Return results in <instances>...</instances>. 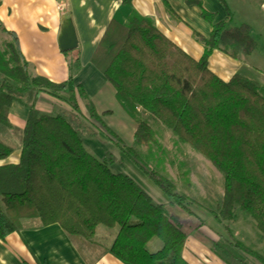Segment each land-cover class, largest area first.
I'll use <instances>...</instances> for the list:
<instances>
[{"label":"trees","instance_id":"trees-1","mask_svg":"<svg viewBox=\"0 0 264 264\" xmlns=\"http://www.w3.org/2000/svg\"><path fill=\"white\" fill-rule=\"evenodd\" d=\"M121 2L130 6L131 0ZM217 2L224 19L211 26L208 38L193 34L204 48L198 60L162 36L149 18L131 10L125 23L111 20L106 25L90 63L113 87L117 103L135 123L133 144L145 148L155 144L142 116L169 129L178 142L202 155L222 175V194L212 216L228 222L238 208L264 238V95L258 82L239 74L220 80L209 72L206 61L212 50L234 60L248 55L255 42L246 25L227 28L232 14L225 0ZM201 15L210 20L204 11ZM4 33L9 40L0 49V128L10 127L7 119L13 102L25 108L27 116L19 132L18 162L0 166V240L52 224L70 240H89L103 226L116 230L108 250L125 264H164L165 260L189 264L180 256L186 234L164 207L129 176L114 172L112 155L98 158L82 144L101 130L171 202L185 201L170 181L146 167L135 148L107 130L81 86H73L72 78L81 70L78 53H63L68 77L55 84L31 75L15 35ZM64 90L69 92L67 105L73 114L64 110L45 114L34 107L39 92ZM11 153L0 138V160ZM152 238L161 246L149 252L146 244ZM234 248L264 264L259 254L238 244ZM217 249L213 243L214 254ZM227 250L231 258L218 256L225 264L233 259L250 264L233 254V248Z\"/></svg>","mask_w":264,"mask_h":264},{"label":"crops","instance_id":"crops-1","mask_svg":"<svg viewBox=\"0 0 264 264\" xmlns=\"http://www.w3.org/2000/svg\"><path fill=\"white\" fill-rule=\"evenodd\" d=\"M225 2L232 14L227 28L246 25L255 48L250 54H240L235 60L219 50H212L206 60L209 72L224 82L236 74L254 80L258 82L264 95V0ZM131 10L142 18H149L162 36L194 60L201 58L204 48L193 34L208 38L211 26L220 23L225 16L217 0H192L191 3L188 0H131L130 6L123 5L121 0H0V39L6 42L9 37L4 32L13 33L20 55L28 64L31 75L44 77L55 84L63 83L67 80L68 70L65 55L59 50L56 39L62 17L68 12L77 40V50L66 53L74 54L76 51L81 66L80 72L72 78L73 86H81L107 130L116 134L126 146L135 148L138 154L142 152L141 148L149 152L146 166L150 168L149 163L153 160L151 148L160 152V144L163 142L171 145L181 143L169 129L146 115L142 118L152 129L155 144L148 148L134 147L132 141L135 123L117 103L113 87L90 63L92 51L106 25L111 20L125 23ZM202 11L210 20L203 18ZM39 93L34 105L39 112H73L67 105V90L61 93ZM79 108L84 116L87 115L83 105L79 104ZM26 116L27 110L18 103L13 102L9 106L7 121L10 127L0 128V138L12 148V153L0 160V166L18 162L19 132ZM96 131L94 138L84 139L82 143L94 156L101 158L105 154L112 155L115 161L110 168L114 172L129 176L152 201L162 205L165 210L176 206L115 145L108 142L101 130ZM162 160L158 159L153 163L160 164L158 167L162 169L165 167ZM155 173L164 177L163 172ZM115 232V229H96L89 240H70L57 224L14 232L0 240V264H125L108 250ZM211 237L213 239L214 235ZM150 243L151 240L147 244ZM154 245L151 252L161 246L160 243ZM185 246L189 250L194 247L195 258H190L194 264L200 258L206 264H225L211 254L209 243H203L197 237L190 236ZM249 263L251 264L250 261Z\"/></svg>","mask_w":264,"mask_h":264},{"label":"rangeland","instance_id":"rangeland-1","mask_svg":"<svg viewBox=\"0 0 264 264\" xmlns=\"http://www.w3.org/2000/svg\"><path fill=\"white\" fill-rule=\"evenodd\" d=\"M4 44V40L0 39V49L4 48ZM71 113L73 114L74 112ZM103 136L108 142L110 141L115 145L112 138H109L106 134H103ZM160 145V152H157L155 148H151V155H153V160L149 163L151 169L146 167L152 172H163L162 175L165 177L163 178L174 185L176 192L185 196V201L182 205H176L173 209H166L170 218H173L174 222L177 223L186 234L180 256L187 260V262H192L190 258H195V254L193 253L194 247L189 250L185 246V243L189 241V237L194 236L199 240H203V243H209L211 247L213 243L217 244L218 249L215 254L212 250H209L211 254L217 258H219L218 256L223 259L231 258V256L228 255L229 252L227 248H233L234 251L231 252H234L233 254L235 255H239L244 261H248V263L250 261L252 264H261L259 261L249 256V254L243 253L241 249L234 248L235 244H238L264 258V238L256 231L252 220L244 214L245 212L236 208V211L232 214L233 218L228 222H220L211 214V211L214 212L216 210L217 202L222 194V175L214 166L210 165L202 155L194 152V150L186 144L175 143V145H171L163 142ZM134 147L137 146L134 144ZM141 149L142 152H140V156L146 164L149 152H145L146 149L144 150V148ZM163 157L164 160H162ZM158 159L162 160L161 163H163V166L166 168L163 167L161 169L158 167L160 164L157 165V163H153ZM191 212L195 213L197 216H193ZM96 229L99 231L106 228L98 226ZM212 234L214 235L213 239L211 237ZM159 243L160 241L158 239L153 238L151 239V243L147 244L148 246L146 249L151 252L155 248L154 244L159 245ZM167 261L168 260H165L164 264H167ZM231 263L237 264L235 259L231 260ZM191 264L194 263L192 262ZM196 264L206 263L200 258Z\"/></svg>","mask_w":264,"mask_h":264},{"label":"water","instance_id":"water-1","mask_svg":"<svg viewBox=\"0 0 264 264\" xmlns=\"http://www.w3.org/2000/svg\"><path fill=\"white\" fill-rule=\"evenodd\" d=\"M72 26L70 17L64 15L56 39L58 48L62 53L73 51L77 48V40Z\"/></svg>","mask_w":264,"mask_h":264}]
</instances>
